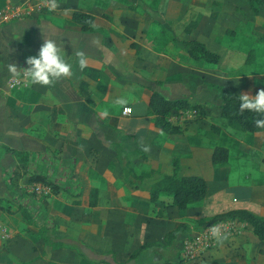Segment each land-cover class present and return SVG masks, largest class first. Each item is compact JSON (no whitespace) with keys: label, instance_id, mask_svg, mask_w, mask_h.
<instances>
[{"label":"crops","instance_id":"crops-1","mask_svg":"<svg viewBox=\"0 0 264 264\" xmlns=\"http://www.w3.org/2000/svg\"><path fill=\"white\" fill-rule=\"evenodd\" d=\"M42 2L0 0L4 11L18 5L23 8L17 15L0 19V145L5 150L0 151V220L7 233L0 237V264H94L71 247L45 248L38 231L41 224L51 228L57 238L82 241L94 253L111 250L116 261L158 264L164 258H181L179 248L185 234L174 239L175 252L170 258L164 250L174 240L163 247L145 248L133 261L126 260L139 244L162 241L164 233L180 222L192 226L202 217L235 207L264 216V147L257 143L254 148V142L244 140L235 147L231 143L235 137L258 136L264 128L226 130L229 126L219 115V99L212 85L240 93L228 85L227 75L213 72L212 64L228 55L223 54V46L214 47L206 39L214 34L213 24L202 37L197 34L200 23L189 25L193 31L179 30L173 21L167 27L162 19L151 21L129 7L127 0H58L54 12ZM246 3L251 10L248 0ZM261 5L262 0L258 8ZM155 6L162 13L159 5ZM72 12L90 13L89 27L82 29L71 21ZM49 38L72 65L70 77L51 86L30 85L23 75L8 71L13 63L23 73L29 67L26 58L37 55L44 39ZM184 38L202 41L218 53V60L211 63L190 57L178 43ZM77 51L86 56L87 67L82 71ZM9 77L17 82L8 85ZM153 89L166 97L182 96L204 104L205 113L198 120L180 124V132L167 133L155 126L153 114L147 111ZM211 93L217 102L212 108L207 104ZM118 97L128 100V113L121 112L125 105L114 103ZM201 120L205 127H198ZM211 124L218 127L216 132L207 130ZM116 138L143 151L145 158L135 156L146 162L150 173L170 172L176 158L178 174L195 173L205 179V195L177 208L169 193L161 192L151 202L144 187L114 182L110 170L119 162L105 141ZM214 144L228 148L227 160L211 163ZM4 146L27 151V162L18 161ZM131 165L137 173L150 176L137 171L132 160ZM206 168L208 179L218 183H208ZM13 169L17 171L14 176ZM36 171L55 181L66 176L63 187L45 195L27 193L26 186L31 184L28 175ZM90 187L97 188L93 205L88 204ZM22 208L29 218L21 215ZM231 222L234 232L226 234L227 239L215 240L197 258L182 259V264H264V242L247 222ZM199 229L190 228L188 234Z\"/></svg>","mask_w":264,"mask_h":264},{"label":"trees","instance_id":"trees-1","mask_svg":"<svg viewBox=\"0 0 264 264\" xmlns=\"http://www.w3.org/2000/svg\"><path fill=\"white\" fill-rule=\"evenodd\" d=\"M248 2L251 10L256 12L258 10L260 0H248ZM92 18L93 16L90 13L84 12H72L70 16V20L77 22L82 29L89 27ZM178 43L182 46L186 53L194 59H202L207 62L215 63L219 58L217 52L207 48L205 44L198 39L184 38L178 40ZM155 82L160 83L159 80H156ZM212 86L216 90V95L219 99V115L226 120L229 127L248 132H254L262 129L256 127L254 121L256 119L264 118V115L256 112H249L248 110H244L242 113L240 112V94L220 84H213ZM185 108L194 109V117H201L205 113V109L198 102H189L186 97L182 96L166 97L156 89L151 90L147 101V111L153 114L155 126L167 133H177L181 131L182 127L180 123L172 122L168 119V116L173 112H177ZM213 127L218 130L217 126ZM105 142L115 151L121 172L127 182L132 184L135 188L144 187L148 192V197L151 202L156 200L159 193L166 192L171 194V203L173 205L177 208H185L190 202L197 201L205 195V179L201 175L195 173L178 174V164L176 158L172 159V169L170 172L153 173L150 176H145L137 173L131 165L130 155H137L145 158V154L138 146L130 147L124 143L122 138L109 139ZM4 148L11 151L18 161L22 163L27 162V151L8 146H4ZM227 158L228 148L223 144H214L210 153L211 163L222 162L227 160ZM51 180L52 179H50L46 174L38 171L28 175L29 182H42L49 184V186H53L54 183H51L53 182ZM96 195L97 188L90 187L88 191L89 205H93L95 203ZM21 215L25 218L30 217L28 211L24 208L21 209ZM223 219H234L247 222L250 225L253 234L259 240L264 242V216L256 214L247 208L235 207L202 217L192 226L184 222H180L164 233L162 241H146L139 244L128 254L126 261H133L137 254L145 248L152 246L163 247L172 243L179 234H185L184 237H188L190 228H201L206 224ZM38 231L42 236L45 248L57 246L71 247L74 248L81 257L94 264L126 263L113 259V251L111 250L103 253H94L91 251L89 246L80 240L57 238L52 234V229L47 228L44 224L38 226ZM158 264H182V259L179 257L177 260L172 261L164 258Z\"/></svg>","mask_w":264,"mask_h":264},{"label":"rangeland","instance_id":"rangeland-1","mask_svg":"<svg viewBox=\"0 0 264 264\" xmlns=\"http://www.w3.org/2000/svg\"><path fill=\"white\" fill-rule=\"evenodd\" d=\"M127 1L129 7L134 8L141 14L148 15L149 18H151V21H156L157 19L161 21L162 19L164 21V25L167 27H169L170 22L173 21L179 30L185 28L189 31H193L190 29L191 26L189 27V25H196V23H200L197 29V34L200 33L202 37L205 36L206 28L210 24H213L214 34L212 38L207 37L206 39H208L209 44L214 47L223 46L226 50L223 54L228 53L222 61L220 60L219 64H212L213 72H216V74L221 73L223 75H227L228 85L237 90L240 94L247 93L249 95H255L258 89H264V0H262V5L254 13L247 6L246 0ZM155 5H159L162 13L158 11ZM222 29H225L224 33H221ZM172 33H174V31H172ZM187 34L188 33H184V36H188ZM227 41L228 44L226 43ZM209 96L207 104H209V107L212 108L213 106H216L215 104H217L216 96L214 93H211ZM203 105L204 104L201 106L203 107ZM203 108H205V105ZM197 118L199 117H194V115H192V117L182 120L180 124L190 119L198 120ZM201 125H204L203 120H201V124H198V127ZM205 126L206 125H204V127ZM213 126L216 125L211 124L207 127V130L210 133L217 131V129ZM226 130H228L229 133H232L230 127H227ZM262 139H264V131L260 132L258 136L252 134L246 137L239 136L232 138L231 143L233 144V147H235L238 141L244 140L249 143L254 142L252 143L254 148L257 143H259V147H264V141H262ZM126 141L128 142L129 140L127 139ZM2 150L4 149L0 145V151ZM130 158L137 171H141L146 175L157 173V171H153L151 173L148 172L146 162L137 156L130 155ZM262 159H264V156H262ZM60 167L63 171L62 165H60ZM110 171L109 172L113 176L112 180L114 182L120 181L122 183H127L126 179L121 174L118 164L115 163L114 169ZM16 173L17 171L15 169L11 171L12 176ZM204 174L208 183H218V181L216 182L208 179L210 177L208 169ZM65 177H61L60 181L52 179L51 181L53 182L51 183L54 184L53 186H49V192L51 190L58 191L60 186L63 187V184L61 183H64L66 180ZM69 186L70 187L68 188H71L72 184ZM29 188L30 184L26 186L27 193L35 195H45L49 193H33L28 191ZM175 243L176 242L174 240L172 246L167 245L165 247L164 251L166 256L169 258L170 256L172 257V254L175 252Z\"/></svg>","mask_w":264,"mask_h":264},{"label":"clouds","instance_id":"clouds-1","mask_svg":"<svg viewBox=\"0 0 264 264\" xmlns=\"http://www.w3.org/2000/svg\"><path fill=\"white\" fill-rule=\"evenodd\" d=\"M45 6L49 12H54L59 7L58 0H45ZM78 67L82 71L87 67L86 56L83 51L76 52ZM26 63L29 67L24 68L23 73L18 71L15 64L8 65V71L14 76L23 75L24 79L30 84H39L41 86H51L63 77H70L72 72V65L66 62L64 55H62L61 47L57 45L53 39H44L41 44L38 54L35 56H28ZM240 112L248 110L249 112H256L264 115V89H258L255 95L243 93L239 95ZM117 105H125L128 100L125 97H118L115 101ZM130 111V109H129ZM105 112V116H107ZM255 126L264 128V118L256 119ZM210 234L218 243L227 239V235L222 233L221 226L213 224L209 227Z\"/></svg>","mask_w":264,"mask_h":264},{"label":"built area","instance_id":"built-area-1","mask_svg":"<svg viewBox=\"0 0 264 264\" xmlns=\"http://www.w3.org/2000/svg\"><path fill=\"white\" fill-rule=\"evenodd\" d=\"M44 0H41V3L43 4ZM23 11V8L21 5L15 6L11 11H4L3 9H0V19L1 18H8L12 15H17ZM15 82H17V79L15 77H9L8 78V85H12ZM130 107L129 106H122L121 112L122 113H128ZM195 111L192 108H185L183 110H179L177 112H173L168 116L169 120H178L182 121L184 119H187L189 117H192L194 115ZM28 191L33 193H47L49 192V185L42 182H33L30 184V188ZM232 219H223V220H217L212 223L206 224L202 226L199 230H197L192 235H189L188 237L182 238V241L180 243V256L181 259H195L197 258L202 251L209 248L211 245L214 244L215 240L212 238L209 227L211 225L216 224L221 226L222 233L225 234H231L234 232V225L231 222ZM7 236L6 228L0 221V237Z\"/></svg>","mask_w":264,"mask_h":264}]
</instances>
